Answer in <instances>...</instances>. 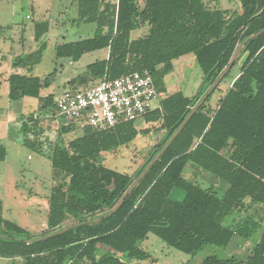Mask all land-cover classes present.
<instances>
[{"label":"trees","instance_id":"obj_1","mask_svg":"<svg viewBox=\"0 0 264 264\" xmlns=\"http://www.w3.org/2000/svg\"><path fill=\"white\" fill-rule=\"evenodd\" d=\"M76 1L77 21L96 25V31L92 38L58 45L57 58L78 63L86 54L107 49L108 55L90 64L89 75L71 81V86L149 71L161 99L160 109L141 126L125 123L107 132L85 128L67 144L62 137L79 128L58 121L59 142L49 159L55 176L65 182L52 190L48 230L34 237L5 220L0 200V259L22 260V264H155L158 260L144 248L150 234L181 253L196 256L207 246L226 249L235 239L249 241L261 229L260 240L241 262L234 256L211 255L201 264H264V218L256 221L250 216L225 225L232 214L252 207L257 214L264 212V0H239L241 11L233 12L211 7L204 0H142V6L140 0ZM146 27L145 37L132 39L134 31ZM49 30V22L36 23L35 40L39 42ZM244 42L222 82L237 65L240 73L218 108L213 110L208 103L222 82L119 209L109 215ZM45 47L46 43L39 55ZM189 54L203 72L198 93L191 97L178 91L166 96V87L156 78L171 73L173 63ZM34 64L30 56L17 57L12 67L27 69ZM52 83V77L42 80L15 71L8 80V98L13 103L25 98L39 101L41 92ZM57 97L56 93L45 97L42 110L57 115ZM154 131L166 135L135 176L99 163L102 154ZM18 134L24 146L44 155L48 143L46 138L41 140L43 130L36 115L24 120ZM6 156V148L0 145V162ZM188 167L212 175L227 189L219 195L203 188L186 177ZM174 190L182 191L184 198L172 199ZM98 213L102 215L90 219ZM71 221L75 223L67 225Z\"/></svg>","mask_w":264,"mask_h":264},{"label":"rangeland","instance_id":"obj_2","mask_svg":"<svg viewBox=\"0 0 264 264\" xmlns=\"http://www.w3.org/2000/svg\"><path fill=\"white\" fill-rule=\"evenodd\" d=\"M204 1L211 7L231 12L241 11L239 0ZM140 4L143 5L142 0ZM77 11L76 0H0V145H3L7 151L5 161L0 162V200L5 203L2 217L27 230L34 237L47 232L49 199L52 190L65 182L62 176H55L49 159L55 143L59 142L58 120L60 121V118L53 115L51 110H42L44 98L53 93L61 95L69 88H76L71 86V81L89 75L87 67L90 64L107 58V49L86 54L78 63L57 58L58 45L89 39L95 34L96 25L79 23ZM45 21L50 23L49 33L37 42L35 24ZM147 33V27L134 31L132 39L145 37ZM44 43H46V49L39 55ZM28 56L36 64L30 68L28 66L27 69H13V63L17 57ZM173 64L174 70L164 77H157L156 81L167 87L168 92L182 91L187 96H195L203 83V72L197 65L195 56L186 55ZM15 71L40 77L42 80L52 77V86L41 92L42 99L39 101L25 98L13 103L8 98V80ZM239 73L240 65H237L230 77L218 86L208 103L209 107L213 110L218 108L220 99L231 88L233 80ZM35 115L38 118L39 127L43 130L41 140L46 138L48 143L44 155L24 146L18 138L21 124L25 119ZM138 125H143V121L138 122ZM81 135L82 131L77 130L64 135L62 139L67 144ZM164 136V132L154 131L152 135L143 136L127 146L102 154L99 163L120 173L135 176L154 152V146ZM185 175L203 188L212 189L219 195L227 189L225 183L197 169L188 167ZM256 209L252 207L242 213H235L226 220V224L231 221L236 224L250 216H253L256 221L262 220L264 212L259 211L257 214ZM101 215L102 213H98L90 219ZM74 223L75 221H71L67 225ZM260 235L261 231H258L250 242L234 240L226 249L207 246L196 256L177 251L153 234L149 235L144 248L151 252L153 259L158 260L155 264H201L211 255L221 259H230L234 256L241 262L249 255L253 245L255 246L260 240ZM8 261L0 259V264H10Z\"/></svg>","mask_w":264,"mask_h":264},{"label":"built area","instance_id":"obj_3","mask_svg":"<svg viewBox=\"0 0 264 264\" xmlns=\"http://www.w3.org/2000/svg\"><path fill=\"white\" fill-rule=\"evenodd\" d=\"M160 100L152 74L133 72L65 90L56 99V112L60 121L72 123L79 130L107 132L125 123L145 121L160 109Z\"/></svg>","mask_w":264,"mask_h":264},{"label":"water","instance_id":"obj_4","mask_svg":"<svg viewBox=\"0 0 264 264\" xmlns=\"http://www.w3.org/2000/svg\"><path fill=\"white\" fill-rule=\"evenodd\" d=\"M264 32V31H263ZM263 32L258 33L255 36H259L261 34H263ZM246 42V41H245ZM245 42L239 47V49L237 50V52L235 53L230 65L226 68V70L222 73V75L216 80V82L212 85V87L207 91V93L204 95V97L200 100V102L196 105V107L193 109V111L190 113V115L185 119V121L181 124V126L178 128V130L173 134V136L169 139V141L166 143V145L164 146V148L156 155V157L150 162V164L146 167V169L144 170V172L141 174V176L133 183V185L131 186V188L129 189V191L124 195V197L120 200V202L118 203V205L115 207V209L109 214H113L114 212H116L119 207L122 205V203L124 202V200L130 195V193L133 191V189L137 186V184L143 179V177L147 174V172L149 171V169L152 167V165L157 162L160 157L164 154V152L167 150V148L170 146V144L173 142V140L178 136V134L181 132V130L184 128V126L186 125V123L190 120V118L193 116V114L198 111L200 109V107L205 103V101L208 99V97L213 93V91L216 89V87L222 82V80L224 79V77L228 74V72L232 69L240 51L242 50ZM51 235H48L44 238H48ZM44 238L38 239V240H42Z\"/></svg>","mask_w":264,"mask_h":264},{"label":"crops","instance_id":"obj_5","mask_svg":"<svg viewBox=\"0 0 264 264\" xmlns=\"http://www.w3.org/2000/svg\"><path fill=\"white\" fill-rule=\"evenodd\" d=\"M16 1V0H15ZM23 1H25V0H23ZM107 55H108V53H107ZM167 88V87H166ZM168 89V88H167ZM168 92V91H167ZM173 93H176V92H168V94H173ZM162 132H164V134L166 135V132L165 131H162ZM152 135V134H151ZM190 168H192L193 170H196V169H194L193 167H190ZM184 196H185V194L182 192V191H180V190H174L173 191V193H172V195H171V198L172 199H174V200H182L183 198H184ZM174 197H176V199L174 198ZM4 205H5V203H3ZM3 205V206H4ZM233 215V214H232ZM231 215V216H232ZM232 223H234L233 221H231L230 223H228V224H226L225 223V225H230V224H232ZM262 226L264 227V223L262 224ZM258 231H261V229L260 230H258ZM261 233H262V231H261ZM236 241L235 242H238L237 240H240V241H243V242H248V241H245V240H242V239H235ZM249 242H250V240H249ZM253 247H254V245H253ZM253 249V248H252ZM247 257H248V255H247ZM246 257V258H247ZM10 264H22L23 263V261L22 260H15V261H12V260H9L8 261Z\"/></svg>","mask_w":264,"mask_h":264}]
</instances>
